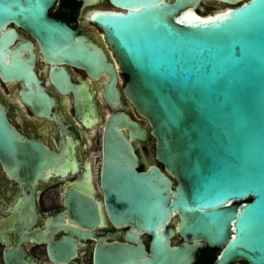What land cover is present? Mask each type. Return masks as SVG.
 <instances>
[{
	"label": "water",
	"instance_id": "1",
	"mask_svg": "<svg viewBox=\"0 0 264 264\" xmlns=\"http://www.w3.org/2000/svg\"><path fill=\"white\" fill-rule=\"evenodd\" d=\"M61 1L0 0L1 78L38 89L27 33L54 60L93 75L107 71L105 94L117 98L114 67L69 24ZM79 1L127 77L125 95L147 121L119 113L104 124L107 210L115 225L130 227L126 242L95 246L94 264H193L204 247L216 251L210 264H264V0ZM208 3L214 9L206 12ZM26 96L47 108L43 93ZM149 139L169 176L154 164L138 170L133 148ZM31 150L51 156L20 137L0 103V154L31 160ZM96 212L89 199L81 218L94 225Z\"/></svg>",
	"mask_w": 264,
	"mask_h": 264
},
{
	"label": "flooded vegetation",
	"instance_id": "2",
	"mask_svg": "<svg viewBox=\"0 0 264 264\" xmlns=\"http://www.w3.org/2000/svg\"><path fill=\"white\" fill-rule=\"evenodd\" d=\"M59 5L67 9L71 26L101 46L114 67L118 95L105 94L110 82L107 71L93 75L83 65L54 60L25 33L24 38L35 45L31 70L38 89L23 78L4 81L0 76V103L20 137L40 143L51 156L41 158L39 150L29 152L31 160L20 152L15 159L0 154V264H94L95 246L126 242L124 233L130 227L115 225L107 210L101 185L102 133L112 114L147 121L125 95L127 77L99 28L87 19L88 9L80 11L79 0H62ZM28 55L23 52L20 58ZM58 70L64 78L55 75ZM36 91L47 97V108L41 109L38 97L26 96ZM125 133L129 138L128 128ZM130 141L136 144V140ZM133 150L138 170L154 164L169 176L155 157L152 139ZM89 199L97 210L94 225L81 218ZM141 237L148 251L150 235ZM205 248L193 264H199L201 255L209 256Z\"/></svg>",
	"mask_w": 264,
	"mask_h": 264
},
{
	"label": "trees",
	"instance_id": "3",
	"mask_svg": "<svg viewBox=\"0 0 264 264\" xmlns=\"http://www.w3.org/2000/svg\"><path fill=\"white\" fill-rule=\"evenodd\" d=\"M204 252L207 251V252H210L209 256L205 257V255H201L200 256V261H199V264H210L213 259L215 258V255H216V251H212L210 250L209 248H205V250H203Z\"/></svg>",
	"mask_w": 264,
	"mask_h": 264
},
{
	"label": "rangeland",
	"instance_id": "4",
	"mask_svg": "<svg viewBox=\"0 0 264 264\" xmlns=\"http://www.w3.org/2000/svg\"><path fill=\"white\" fill-rule=\"evenodd\" d=\"M214 9L213 3L204 4V10L209 12Z\"/></svg>",
	"mask_w": 264,
	"mask_h": 264
},
{
	"label": "built area",
	"instance_id": "5",
	"mask_svg": "<svg viewBox=\"0 0 264 264\" xmlns=\"http://www.w3.org/2000/svg\"><path fill=\"white\" fill-rule=\"evenodd\" d=\"M230 264H248V263L245 261H235V262H232Z\"/></svg>",
	"mask_w": 264,
	"mask_h": 264
},
{
	"label": "bare ground",
	"instance_id": "6",
	"mask_svg": "<svg viewBox=\"0 0 264 264\" xmlns=\"http://www.w3.org/2000/svg\"><path fill=\"white\" fill-rule=\"evenodd\" d=\"M215 4H218V3H215Z\"/></svg>",
	"mask_w": 264,
	"mask_h": 264
}]
</instances>
